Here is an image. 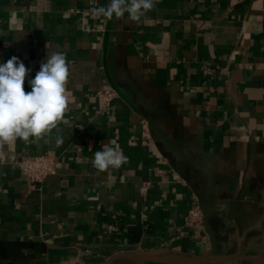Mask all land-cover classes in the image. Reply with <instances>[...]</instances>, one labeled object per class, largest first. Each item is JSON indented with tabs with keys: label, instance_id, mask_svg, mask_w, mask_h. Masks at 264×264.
<instances>
[{
	"label": "crops",
	"instance_id": "1",
	"mask_svg": "<svg viewBox=\"0 0 264 264\" xmlns=\"http://www.w3.org/2000/svg\"><path fill=\"white\" fill-rule=\"evenodd\" d=\"M109 3L0 0V63L31 70L26 93L48 51L71 70L56 127L0 155V264H264V0L93 13ZM107 143L127 162L100 172ZM45 154L56 175L32 185L18 163Z\"/></svg>",
	"mask_w": 264,
	"mask_h": 264
},
{
	"label": "clouds",
	"instance_id": "2",
	"mask_svg": "<svg viewBox=\"0 0 264 264\" xmlns=\"http://www.w3.org/2000/svg\"><path fill=\"white\" fill-rule=\"evenodd\" d=\"M156 3L158 0H110L106 7L93 9V13L108 20H119L127 13L130 20L140 21ZM30 71L16 56L0 63V155L5 148L11 149L17 139L43 138L69 106L67 83L71 70L63 51H48L40 70L28 81L31 91L26 93L24 85ZM126 162L127 157L109 143L92 159L93 167L100 172L119 169Z\"/></svg>",
	"mask_w": 264,
	"mask_h": 264
},
{
	"label": "built area",
	"instance_id": "3",
	"mask_svg": "<svg viewBox=\"0 0 264 264\" xmlns=\"http://www.w3.org/2000/svg\"><path fill=\"white\" fill-rule=\"evenodd\" d=\"M92 3L98 4L102 0H91ZM97 100L106 109H109L112 102L117 97V92L114 89H107L97 92ZM143 136L149 139L148 123L142 124ZM18 168L28 183L35 185L43 183L44 181L56 175V158L51 154L36 156L28 158L18 163ZM146 187L141 192L144 193ZM204 223V214L198 203L192 206L186 217V226L188 228H201Z\"/></svg>",
	"mask_w": 264,
	"mask_h": 264
},
{
	"label": "water",
	"instance_id": "4",
	"mask_svg": "<svg viewBox=\"0 0 264 264\" xmlns=\"http://www.w3.org/2000/svg\"><path fill=\"white\" fill-rule=\"evenodd\" d=\"M106 264H109V263H106Z\"/></svg>",
	"mask_w": 264,
	"mask_h": 264
}]
</instances>
